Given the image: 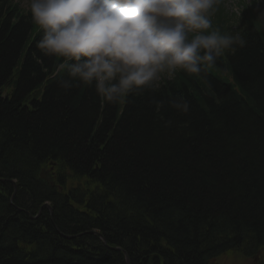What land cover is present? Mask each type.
Here are the masks:
<instances>
[{
    "label": "trees",
    "instance_id": "trees-1",
    "mask_svg": "<svg viewBox=\"0 0 264 264\" xmlns=\"http://www.w3.org/2000/svg\"><path fill=\"white\" fill-rule=\"evenodd\" d=\"M222 5L214 26L243 47L108 103L61 87L64 58L37 47L30 10L0 0V264L264 251V7L245 6L231 30Z\"/></svg>",
    "mask_w": 264,
    "mask_h": 264
},
{
    "label": "clouds",
    "instance_id": "clouds-1",
    "mask_svg": "<svg viewBox=\"0 0 264 264\" xmlns=\"http://www.w3.org/2000/svg\"><path fill=\"white\" fill-rule=\"evenodd\" d=\"M219 0H30L37 47L62 57L60 86H93L108 103L178 70L200 74L242 36L212 27ZM185 110L186 104L174 103Z\"/></svg>",
    "mask_w": 264,
    "mask_h": 264
},
{
    "label": "rangeland",
    "instance_id": "rangeland-1",
    "mask_svg": "<svg viewBox=\"0 0 264 264\" xmlns=\"http://www.w3.org/2000/svg\"><path fill=\"white\" fill-rule=\"evenodd\" d=\"M26 5L30 3V0H22ZM238 0H225V6L228 10H237L238 7H235V4ZM248 1V0H245ZM261 3H264V0H260ZM240 7V6H239ZM232 35H238V33L234 32ZM264 251L257 252V255H255L252 258H244L241 255L234 253V252H228L223 254L221 257H219V261L217 264H260L261 262H264Z\"/></svg>",
    "mask_w": 264,
    "mask_h": 264
}]
</instances>
